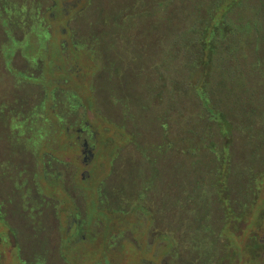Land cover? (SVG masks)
Masks as SVG:
<instances>
[{
    "label": "rangeland",
    "instance_id": "obj_1",
    "mask_svg": "<svg viewBox=\"0 0 264 264\" xmlns=\"http://www.w3.org/2000/svg\"><path fill=\"white\" fill-rule=\"evenodd\" d=\"M123 1L0 0V264H212L226 248L222 236L201 242L204 220L229 240L226 264H264L240 241L264 190L251 209L235 207L248 213L242 223L230 217L222 225L217 202L209 203L215 197L203 191L214 157L200 146L168 147L183 133L168 86L154 87L163 58L151 31L156 18H141L136 5L127 20ZM260 12L252 22L261 47L246 58L260 65L245 72L264 114ZM172 58H164L170 81ZM185 100L182 124L190 127L198 104ZM215 130L208 138L218 144ZM84 140L94 145L86 159ZM239 152L237 145L236 164ZM201 244L212 247L209 258Z\"/></svg>",
    "mask_w": 264,
    "mask_h": 264
},
{
    "label": "trees",
    "instance_id": "obj_2",
    "mask_svg": "<svg viewBox=\"0 0 264 264\" xmlns=\"http://www.w3.org/2000/svg\"><path fill=\"white\" fill-rule=\"evenodd\" d=\"M120 4L123 5L122 10L129 12L126 17L129 21L134 19L135 10L138 15L136 5L140 6L141 18L149 21L156 18L151 31L157 35L155 52H163L160 54L163 58L157 56L155 60L157 81L154 87L168 86L166 91L171 98L167 105L176 111L173 120L179 124L176 127L179 133H183L182 137L170 141L168 147L177 150L183 148L180 146L183 143L193 151L200 146L214 157L217 162L211 169L214 175L211 173L207 178L210 188L203 191L210 195L209 198L215 197V201L208 200L213 208L217 202L222 225H229L230 217V220L240 222L247 212L242 210L239 214L234 211L235 207L249 204L251 209L253 204L263 200L260 198L264 190V133L260 131V125L264 123V114L261 113L260 103L251 101L254 86L248 83L245 70L249 66L254 73L260 65L256 59L248 64L246 58L253 44L256 50L259 44L261 47V43H257L259 40L255 42L257 46L254 43L257 27L252 18L257 8L264 16V0H125ZM259 23L264 25L261 21ZM262 30L263 27L261 33L264 34ZM143 49H146L144 44L140 50ZM167 54L173 57L170 60L174 68L172 81L166 76L164 58ZM138 55L136 52L135 56ZM187 98L196 99L198 104L190 127L182 124L184 114L181 111ZM161 112L165 118L168 109ZM201 121L206 122L203 127L199 125ZM166 126L165 122H160L163 130ZM213 127L216 128L215 136L220 139L218 144L208 138L212 136L209 130ZM187 133L196 142L191 137H185ZM237 145L245 154L242 164H236ZM161 146H165L164 143ZM256 216L250 234L243 232L240 237L241 247L253 258L264 261V203ZM204 221L201 242L211 246L222 236V246L226 248L212 264L231 262L234 251L228 246L229 240L221 231L215 234L212 220ZM237 235L241 236L242 232ZM200 246L203 256L209 258V248L212 247H208L207 253L206 247Z\"/></svg>",
    "mask_w": 264,
    "mask_h": 264
},
{
    "label": "flooded vegetation",
    "instance_id": "obj_3",
    "mask_svg": "<svg viewBox=\"0 0 264 264\" xmlns=\"http://www.w3.org/2000/svg\"><path fill=\"white\" fill-rule=\"evenodd\" d=\"M88 132H89V131H88ZM82 147H83L82 152H83V153L86 152V155H85L84 159L88 158V157H87L88 154H89L90 156L92 155V153H93V150H92V149H94V145H93V144H88V142L84 140L83 144L81 145V148H82ZM84 148H85V149H84Z\"/></svg>",
    "mask_w": 264,
    "mask_h": 264
}]
</instances>
